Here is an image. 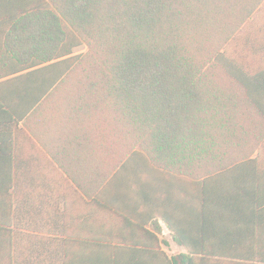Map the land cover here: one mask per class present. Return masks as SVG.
I'll list each match as a JSON object with an SVG mask.
<instances>
[{
	"label": "trees",
	"instance_id": "obj_1",
	"mask_svg": "<svg viewBox=\"0 0 264 264\" xmlns=\"http://www.w3.org/2000/svg\"><path fill=\"white\" fill-rule=\"evenodd\" d=\"M32 116L118 152L90 196L145 165L191 182L200 217L255 208V230L226 231L225 249L205 222L177 227L174 255L160 231H57L59 202L89 189L52 169L47 188L26 186L11 163ZM249 164L264 165V0H0V264H264V186L239 211L248 185L211 182Z\"/></svg>",
	"mask_w": 264,
	"mask_h": 264
},
{
	"label": "crops",
	"instance_id": "obj_2",
	"mask_svg": "<svg viewBox=\"0 0 264 264\" xmlns=\"http://www.w3.org/2000/svg\"><path fill=\"white\" fill-rule=\"evenodd\" d=\"M35 118L30 117L27 126L19 124L20 127L25 126V132L14 137L13 169L28 174L24 181L29 187L34 182H39L40 188H47L48 172L52 169L69 180V188L78 189L80 186L89 189L86 191L89 195H85L79 188L77 191L81 197L73 195L64 206L59 202L57 231L63 227L68 231H160L157 236L161 249L168 255H174L186 251L184 246L173 239L172 231H176L177 227L181 231H200L205 222V231H209L210 236L208 248L222 246L225 249L230 246L225 241L226 231H238V226L241 231H247L245 223L250 222L252 228L248 231L255 230V208L229 215L225 208L223 211H210L208 207L207 213L200 217L199 201L193 199L191 182L182 180L171 172L151 169L145 165L136 174H123L120 179L110 182L105 190L104 200L90 196V189L96 186L98 174L113 171L114 155L118 152H114L111 146L107 147L106 143L103 147H95L91 146L90 139L80 138L88 143L85 147L78 144L76 139L65 135L54 136L43 131L45 125ZM256 153L255 151L250 157H254ZM134 162L139 168L138 162H143V159L131 161L130 166ZM228 170L232 172L217 174L212 177L211 182L248 185L251 195L237 200V203L243 205L238 210L253 207L257 200L254 194L256 188L264 186V165H232L219 171L222 173ZM131 178H136V181L132 182ZM62 212L64 217L61 216ZM46 218V213H42L41 224L46 222ZM26 219H23L22 230L31 231L26 226ZM215 231H221L223 236H216ZM217 242L221 244L217 245Z\"/></svg>",
	"mask_w": 264,
	"mask_h": 264
},
{
	"label": "rangeland",
	"instance_id": "obj_3",
	"mask_svg": "<svg viewBox=\"0 0 264 264\" xmlns=\"http://www.w3.org/2000/svg\"><path fill=\"white\" fill-rule=\"evenodd\" d=\"M87 50V45H81L76 49L77 53H81Z\"/></svg>",
	"mask_w": 264,
	"mask_h": 264
}]
</instances>
